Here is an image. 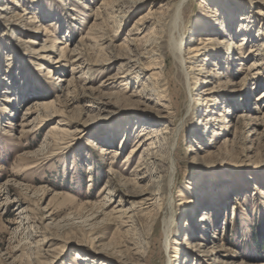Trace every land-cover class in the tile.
<instances>
[{"label":"rangeland","instance_id":"rangeland-1","mask_svg":"<svg viewBox=\"0 0 264 264\" xmlns=\"http://www.w3.org/2000/svg\"><path fill=\"white\" fill-rule=\"evenodd\" d=\"M126 1L0 0V264H168L171 254L185 264H264V0H149L122 17ZM204 10L219 24L195 32ZM49 17L60 43H80L76 64L56 66L59 47L30 56L38 45L25 41L43 36L24 29ZM179 32L195 44L208 38L198 60L217 76L204 132L202 106L192 108L187 92L195 70L187 78L168 54L161 73L148 59L137 78L125 66L147 39ZM229 41L239 46L227 59ZM148 76L162 96L140 97ZM179 125L169 216L132 196L149 179L130 181L144 133ZM169 220L177 253L164 247ZM195 242L213 254L197 257Z\"/></svg>","mask_w":264,"mask_h":264},{"label":"bare ground","instance_id":"bare-ground-1","mask_svg":"<svg viewBox=\"0 0 264 264\" xmlns=\"http://www.w3.org/2000/svg\"><path fill=\"white\" fill-rule=\"evenodd\" d=\"M140 2H150L149 0H128L126 2H123L122 5H119V7L124 11L122 12V17L128 10L131 8H134L136 5H139ZM87 8V7H84ZM100 9V8H99ZM98 9V10H99ZM70 10H73L72 8ZM204 14L202 17L196 19V29L195 32H200L203 30L204 25L210 24L212 25H218L219 21L218 17L220 14L217 12H214L212 14H207V10H204ZM129 12V11H128ZM26 14V13H25ZM23 14V15H25ZM19 19H23L22 22L29 17L24 18V16H18ZM147 19V18H146ZM57 17H49V19L42 18L41 20H31L28 23V26L25 27V31H29L33 34H39L43 36L42 40L34 41V40H26L25 43L32 44V45H38L37 47L29 49L30 56H35L38 59H44V58H50L49 52L56 51V48L59 47V57L53 62L54 64L62 66L64 65L63 61H66V63H69L70 65H74L78 62L80 56L82 55L81 52V45L78 42V44H75L73 46H70L69 42L60 43L56 37H54V33L56 30L52 31L56 27L57 23ZM160 21V20H159ZM155 21L153 22V26L163 28L167 24H164V22ZM167 22V21H166ZM170 23V22H169ZM31 24V25H30ZM176 21H172V27L176 31ZM170 25V24H169ZM168 25V26H169ZM60 26H62V23L60 22ZM240 30L244 29V24L239 25ZM216 28V27H215ZM213 29V28H212ZM217 31V37H221L224 35L225 31L224 28H218ZM205 37V36H204ZM203 36H200L199 38H196L197 43L195 44L193 39L190 36H182L180 35V32L177 34L176 38L165 40L162 38H159L157 41L149 42L147 39L145 41L144 48L139 52L137 55L131 54L129 57L126 58L125 66L129 70V72H135L137 78L139 75H143L144 72H148L150 69L147 67L142 66V59H148L153 63V69L158 70V73L162 72V68L165 64V57L166 54L172 56L176 62H178L182 69L184 76L189 78V75L192 74L193 70L197 72L195 76V80L191 87L188 89V93L191 94L190 98V106L192 108H195L197 106H202L200 109L201 112H203L205 115L202 120V124H199V130L203 131L208 127V122L210 120H213L211 117L215 113L213 112V108L207 109L206 108V102L208 101V98L211 97L210 89L206 88L210 81L212 82V79H214L217 74L214 72V70H209L207 68L206 63H202V61L198 60L200 56L207 57L209 54V51H206L207 49L201 48L202 45H204L203 41H208V38H204ZM146 39V36L141 37V41H144ZM211 41V40H210ZM59 42V43H58ZM214 42V41H212ZM193 43V44H192ZM240 44V43H239ZM40 45V46H39ZM242 45V43L240 44ZM225 53L227 59H230L232 55L230 54L232 51H237L238 46L236 43L229 41L227 45H225ZM202 50V52H201ZM238 55L240 52L237 53ZM79 56V58H78ZM165 56V57H164ZM231 56V57H230ZM142 58V59H141ZM206 58L205 60H207ZM200 61L201 64L198 65L196 69L190 70L186 64H196ZM204 60V59H203ZM197 65V64H196ZM195 65V66H196ZM199 72V73H198ZM249 76V75H248ZM205 77V78H203ZM49 78H53V76L49 75ZM53 80H55L54 85L61 84L66 81L63 77H54ZM150 80V81H149ZM148 82V84H146ZM202 82L203 89L199 90L196 89L197 85ZM230 84V83H229ZM62 85V84H61ZM61 87V86H60ZM193 90H197L194 91ZM143 91L144 93L140 95L141 98L145 99L146 93L149 95L155 96H162L163 89L160 86H155L154 81L152 79H149V76L146 78L145 82L143 83ZM192 91V92H191ZM212 92V91H211ZM145 95V96H144ZM150 97V96H149ZM151 98V97H150ZM147 98V99H150ZM2 101H6V99L2 98ZM108 104V103H107ZM214 106V105H211ZM198 109V108H196ZM191 111V110H190ZM170 114V112H168ZM217 120V119H216ZM154 124H159V122H155ZM181 124V123H180ZM180 125L174 126V127H160L151 130L150 133H144V136L146 137L143 142L144 145H146V149L144 153H142V159L138 163L137 167L134 171V178L131 179L130 183H137L140 181H146L149 179L150 186L146 187V185H142L140 189L135 192L132 196L138 197L141 199L140 207L148 206L152 203H156V208L163 212L165 215H172L173 208H172V193H171V187L173 184V176H174V154L177 149L178 145V136L180 133ZM198 130V131H199ZM142 144V145H143ZM105 150L100 149L99 153L103 154ZM167 167L166 171H161V167ZM165 169V168H164ZM129 185V184H128ZM131 185V184H130ZM132 186V185H131ZM155 189V190H154ZM206 218V216H205ZM204 218H200L199 221L203 222ZM167 222V221H166ZM171 224L172 220L165 223V240H164V247L165 249L171 248L172 253L174 252L175 248L171 246L172 239H170V232H171ZM195 226L199 229L201 228V224H195ZM187 227V226H186ZM174 244L181 245L182 243L179 241ZM195 255L197 257H205L210 256L213 253L209 251H204L202 248L203 244L201 242H195ZM211 253V254H210ZM168 264H172L171 257L178 258V263L175 264H185L186 259L182 255L177 254H171L168 256ZM183 257V260L181 261V258ZM208 259V257H207Z\"/></svg>","mask_w":264,"mask_h":264}]
</instances>
